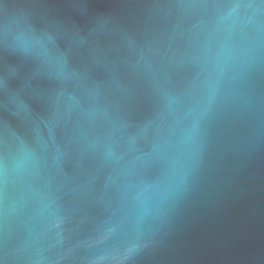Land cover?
Returning a JSON list of instances; mask_svg holds the SVG:
<instances>
[{"label": "water", "instance_id": "95a60500", "mask_svg": "<svg viewBox=\"0 0 264 264\" xmlns=\"http://www.w3.org/2000/svg\"><path fill=\"white\" fill-rule=\"evenodd\" d=\"M0 264H264V0H0Z\"/></svg>", "mask_w": 264, "mask_h": 264}]
</instances>
